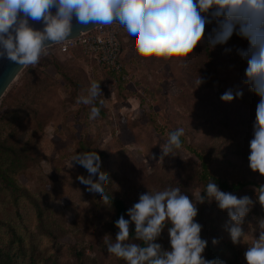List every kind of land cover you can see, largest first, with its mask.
<instances>
[{
  "label": "rangeland",
  "instance_id": "1",
  "mask_svg": "<svg viewBox=\"0 0 264 264\" xmlns=\"http://www.w3.org/2000/svg\"><path fill=\"white\" fill-rule=\"evenodd\" d=\"M213 26L206 24L205 36ZM247 46L234 33L214 48L206 40L198 43L192 59H165L141 57L122 41L127 80L78 49L60 52L55 45L38 63L22 66L0 97V141L17 151L0 150V165L16 184L0 179V264H127L107 250L106 241L117 232L111 227L113 207L78 187L87 176L72 163L76 152L98 158L101 175L109 178L105 190L130 205L143 192L169 186L195 199L199 158L190 147L207 156L213 172L242 177L259 100L244 83L247 61L237 50ZM197 76L203 78L198 86ZM93 81L104 94L97 101L104 104L99 122L90 119L91 105L77 99L88 95ZM229 88L243 95L223 101ZM178 127L185 129L182 148L161 158L160 145ZM255 176L264 181L258 170ZM245 194L254 204L239 243L226 228L227 210L215 200L197 202L194 217L203 238L212 243L215 237L220 246L226 240L228 256L234 252L242 264L264 219L258 190L248 184L237 193ZM170 226L160 235L165 249L171 247Z\"/></svg>",
  "mask_w": 264,
  "mask_h": 264
},
{
  "label": "clouds",
  "instance_id": "2",
  "mask_svg": "<svg viewBox=\"0 0 264 264\" xmlns=\"http://www.w3.org/2000/svg\"><path fill=\"white\" fill-rule=\"evenodd\" d=\"M32 21L41 22L42 28L34 27ZM95 24L110 25L128 49L145 58L192 59L196 45L204 40L214 48L226 44L234 33L246 39L247 48L237 50L247 61L244 83L259 96L248 160L252 170L264 174V0H0V59L22 66L36 64L52 44L68 39L74 29ZM206 24L214 25L207 36ZM202 82V77L195 78L197 86ZM242 95V89L229 88L221 99L230 102ZM77 99L91 105V121L101 120L104 104L97 105V101L104 94L100 83L93 81L88 95ZM184 133L183 127L168 133L160 145L161 158L182 148ZM73 161L87 176V181L80 180L79 189L105 205L111 203L112 196L104 187L109 178L101 175L100 160L76 152ZM260 189L258 199L264 204V185ZM201 193L191 199L180 186L141 193L127 209L128 218L122 214L115 220L118 231L114 241H106L108 252L127 264H226L219 257L202 255L208 240L201 236L202 224L194 219L197 202L215 200L220 209L227 210L226 228L233 243H239L245 237L242 222L254 200L247 194L221 190L212 179ZM133 222L135 238L144 244L130 239ZM168 223L171 247L165 249L157 237ZM259 224V236L244 253L247 264H264V219ZM212 243L218 239L213 237Z\"/></svg>",
  "mask_w": 264,
  "mask_h": 264
},
{
  "label": "trees",
  "instance_id": "3",
  "mask_svg": "<svg viewBox=\"0 0 264 264\" xmlns=\"http://www.w3.org/2000/svg\"><path fill=\"white\" fill-rule=\"evenodd\" d=\"M123 59H124V57H123ZM124 61L126 62L125 59H124ZM112 74H114V73H112ZM181 140L183 142L182 137H181ZM1 149L2 150L7 149L13 154L17 153V151L15 149H13L12 147H10V146H8V145H6L0 141V150ZM190 149L193 150L195 152V154L197 155V157L199 158V166H198V170L196 172V177L200 182V191H202L201 194H204L203 191L206 189V185L209 182V180H211V179L214 180L218 184V186L220 187L221 190L233 192L235 194H237L240 189H242L245 185H248V184L253 185L258 190V192L261 191L260 187L262 185H264V181H262L260 179H256L255 172L257 170L254 171L250 168V166H248V164H249V160H248L249 153H246V152H245L246 154L243 153L244 155H246V161L248 163V164H246V166H248V167H247V169H245V171H247V172L244 173L242 177H229L227 174L213 172L210 168L207 156L204 153L195 149L194 147H190ZM0 179L5 181V183L9 187H12V188L16 187L14 180H12L13 179L12 176L8 172V168H4L1 165H0ZM107 194H109V193L107 192ZM109 195L112 196V201L109 204L114 209L111 227L118 231V228L115 225V220L118 219L120 217V215H122V214L125 216V218H128L127 209L129 207H131L132 205H130L128 202H126L123 198H121L119 196H114L111 194H109ZM134 232H135V225L133 222L132 224H130V238L135 240L137 243L144 244L145 243L144 241L136 240ZM157 240L160 242V236L157 237ZM224 246L225 247L228 246V242L226 240L223 241L222 246L212 244L208 240V244L206 246V258L212 259L215 257H219V258L223 259L224 261H226V264H242L240 261H238V258L234 252H232L231 256H228ZM20 248H21L20 250H22V245H20ZM77 254H79V253H77Z\"/></svg>",
  "mask_w": 264,
  "mask_h": 264
},
{
  "label": "built area",
  "instance_id": "4",
  "mask_svg": "<svg viewBox=\"0 0 264 264\" xmlns=\"http://www.w3.org/2000/svg\"><path fill=\"white\" fill-rule=\"evenodd\" d=\"M60 52L78 49L84 55L96 60L107 71L114 73L120 80H127V62L123 59L122 40L111 32V26L95 24L80 31L79 34L69 37L65 41L52 44Z\"/></svg>",
  "mask_w": 264,
  "mask_h": 264
},
{
  "label": "water",
  "instance_id": "5",
  "mask_svg": "<svg viewBox=\"0 0 264 264\" xmlns=\"http://www.w3.org/2000/svg\"><path fill=\"white\" fill-rule=\"evenodd\" d=\"M53 11H55V10L53 9ZM31 23L33 24L34 27H37V28H42V26H43L42 23L39 21H32ZM92 26L93 25H89L88 27H86L83 30H86ZM80 31H82V30L79 27H77L76 29H74V31L70 37L79 34ZM21 67H22V65H19L18 63L14 62V61H10L6 58L0 59V97L3 94V92L5 91L6 87L11 82V80L13 79V77L20 70Z\"/></svg>",
  "mask_w": 264,
  "mask_h": 264
}]
</instances>
